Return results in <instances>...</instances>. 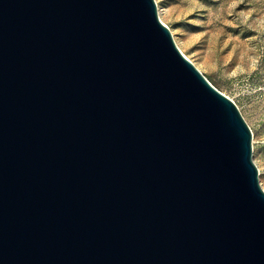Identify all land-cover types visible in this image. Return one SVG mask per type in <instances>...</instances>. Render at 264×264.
Returning a JSON list of instances; mask_svg holds the SVG:
<instances>
[{
  "label": "water",
  "instance_id": "95a60500",
  "mask_svg": "<svg viewBox=\"0 0 264 264\" xmlns=\"http://www.w3.org/2000/svg\"><path fill=\"white\" fill-rule=\"evenodd\" d=\"M0 264H264L251 129L155 0H0Z\"/></svg>",
  "mask_w": 264,
  "mask_h": 264
},
{
  "label": "rangeland",
  "instance_id": "374dc122",
  "mask_svg": "<svg viewBox=\"0 0 264 264\" xmlns=\"http://www.w3.org/2000/svg\"><path fill=\"white\" fill-rule=\"evenodd\" d=\"M158 2L184 52L248 123L264 190V0Z\"/></svg>",
  "mask_w": 264,
  "mask_h": 264
},
{
  "label": "bare ground",
  "instance_id": "6f19581e",
  "mask_svg": "<svg viewBox=\"0 0 264 264\" xmlns=\"http://www.w3.org/2000/svg\"><path fill=\"white\" fill-rule=\"evenodd\" d=\"M155 1H156V3H157V9H158L159 17H160L161 21L164 22L163 17H162V9H161V7H160V5H159L158 0H155ZM165 25H166V24H165ZM166 26H167V25H166ZM167 27H168V26H167ZM168 28H169V27H168ZM172 36L174 37L175 43L178 45L179 49H181V50H182V53L186 56V58H188V59L190 60V58L188 57V55L184 52V50L182 49V47H181L180 44L178 43V41H177V39H176L174 33H173ZM190 61H191V60H190ZM191 62H192V61H191ZM192 63H193V62H192ZM193 64H194V63H193ZM194 65H195V64H194Z\"/></svg>",
  "mask_w": 264,
  "mask_h": 264
}]
</instances>
